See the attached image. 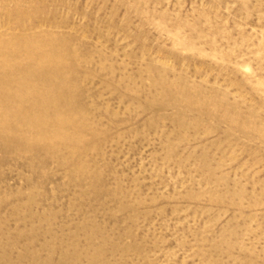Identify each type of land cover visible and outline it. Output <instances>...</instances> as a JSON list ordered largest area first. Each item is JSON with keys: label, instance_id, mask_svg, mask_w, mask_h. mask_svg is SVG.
<instances>
[{"label": "rangeland", "instance_id": "1", "mask_svg": "<svg viewBox=\"0 0 264 264\" xmlns=\"http://www.w3.org/2000/svg\"><path fill=\"white\" fill-rule=\"evenodd\" d=\"M0 264H264V0H0Z\"/></svg>", "mask_w": 264, "mask_h": 264}, {"label": "bare ground", "instance_id": "2", "mask_svg": "<svg viewBox=\"0 0 264 264\" xmlns=\"http://www.w3.org/2000/svg\"><path fill=\"white\" fill-rule=\"evenodd\" d=\"M19 54V53H18ZM17 55V54H16ZM3 59H5V58H3ZM63 117V116H62ZM61 121V120H60ZM57 125V124H56ZM4 148V147H3Z\"/></svg>", "mask_w": 264, "mask_h": 264}]
</instances>
